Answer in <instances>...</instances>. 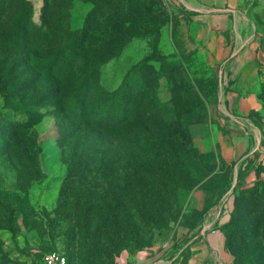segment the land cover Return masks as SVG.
I'll return each instance as SVG.
<instances>
[{"label": "rangeland", "instance_id": "1", "mask_svg": "<svg viewBox=\"0 0 264 264\" xmlns=\"http://www.w3.org/2000/svg\"><path fill=\"white\" fill-rule=\"evenodd\" d=\"M227 8L0 0V264H264V161L226 159Z\"/></svg>", "mask_w": 264, "mask_h": 264}, {"label": "crops", "instance_id": "2", "mask_svg": "<svg viewBox=\"0 0 264 264\" xmlns=\"http://www.w3.org/2000/svg\"><path fill=\"white\" fill-rule=\"evenodd\" d=\"M226 5V159L264 161V0Z\"/></svg>", "mask_w": 264, "mask_h": 264}, {"label": "trees", "instance_id": "3", "mask_svg": "<svg viewBox=\"0 0 264 264\" xmlns=\"http://www.w3.org/2000/svg\"><path fill=\"white\" fill-rule=\"evenodd\" d=\"M31 11H32V8L29 5V7H27V10L22 13L21 19L19 21L20 25L22 27H24L25 24L30 22ZM66 63H67V65L68 64L71 65V63H73V61L72 60L66 61ZM86 93L87 92H85L83 90H79L77 92V94L75 93L74 96L72 97V99L70 101H68V103L65 104L64 111H69L73 114L74 117L79 118L80 108H81V106L85 105L86 106V107H84L85 111L81 108V111H83V112H81V114L83 115L84 118H86V119L88 118L87 120L93 121L94 120L93 118H96V117L93 113L91 115L89 114L88 106L91 105L92 107H94L97 110V112H99L100 108L98 107V105L92 103L90 101V99L85 96ZM62 104L63 103L58 102L53 106L58 107V106H61ZM76 120H79V119H76ZM66 256L68 257V255H66ZM43 258H44V256H43ZM68 261H69V264H74L70 261L69 257H68Z\"/></svg>", "mask_w": 264, "mask_h": 264}, {"label": "built area", "instance_id": "4", "mask_svg": "<svg viewBox=\"0 0 264 264\" xmlns=\"http://www.w3.org/2000/svg\"><path fill=\"white\" fill-rule=\"evenodd\" d=\"M44 264H69L68 257L63 251L54 250L47 252L43 258Z\"/></svg>", "mask_w": 264, "mask_h": 264}, {"label": "bare ground", "instance_id": "5", "mask_svg": "<svg viewBox=\"0 0 264 264\" xmlns=\"http://www.w3.org/2000/svg\"><path fill=\"white\" fill-rule=\"evenodd\" d=\"M191 74V73H190Z\"/></svg>", "mask_w": 264, "mask_h": 264}]
</instances>
